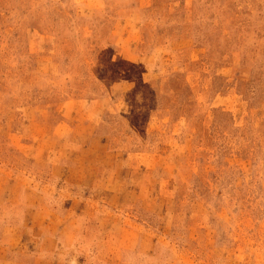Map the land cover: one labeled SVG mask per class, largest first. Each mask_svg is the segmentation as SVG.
Listing matches in <instances>:
<instances>
[{
	"label": "rangeland",
	"instance_id": "rangeland-1",
	"mask_svg": "<svg viewBox=\"0 0 264 264\" xmlns=\"http://www.w3.org/2000/svg\"><path fill=\"white\" fill-rule=\"evenodd\" d=\"M0 264H264V0H0Z\"/></svg>",
	"mask_w": 264,
	"mask_h": 264
}]
</instances>
